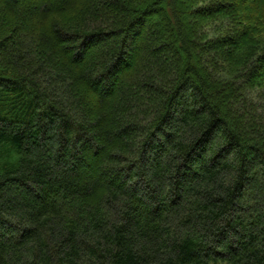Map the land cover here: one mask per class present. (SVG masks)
I'll return each instance as SVG.
<instances>
[{
    "label": "trees",
    "instance_id": "trees-1",
    "mask_svg": "<svg viewBox=\"0 0 264 264\" xmlns=\"http://www.w3.org/2000/svg\"><path fill=\"white\" fill-rule=\"evenodd\" d=\"M0 264H264V0H0Z\"/></svg>",
    "mask_w": 264,
    "mask_h": 264
},
{
    "label": "rangeland",
    "instance_id": "rangeland-1",
    "mask_svg": "<svg viewBox=\"0 0 264 264\" xmlns=\"http://www.w3.org/2000/svg\"><path fill=\"white\" fill-rule=\"evenodd\" d=\"M146 29L150 32V34H152V35H156L157 34V32H154L152 29H153V26L150 24V23H148V24H146ZM169 57V56H168ZM135 60H136V57L135 58H132V59H130L129 60V63L130 62H132V64L135 62ZM123 70L124 69H118V73H117V76H118V79H117V83H116V88H118V87H120L121 85H123V84H121V81H122V78H120V75H121V73H123ZM115 84V83H114ZM116 90V89H115ZM112 93H114L113 91L112 92H110V93H108L107 95H105L106 96V98H108V97H111L113 94ZM251 206L252 207H254V208H256L255 207V205H254V203H251Z\"/></svg>",
    "mask_w": 264,
    "mask_h": 264
}]
</instances>
